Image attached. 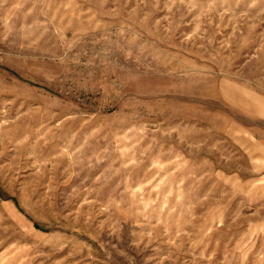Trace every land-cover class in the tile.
Here are the masks:
<instances>
[{
  "label": "rangeland",
  "instance_id": "rangeland-1",
  "mask_svg": "<svg viewBox=\"0 0 264 264\" xmlns=\"http://www.w3.org/2000/svg\"><path fill=\"white\" fill-rule=\"evenodd\" d=\"M0 264H264V0H0Z\"/></svg>",
  "mask_w": 264,
  "mask_h": 264
}]
</instances>
